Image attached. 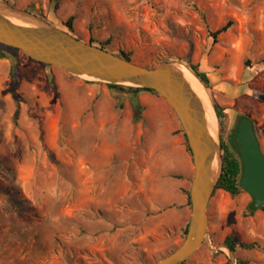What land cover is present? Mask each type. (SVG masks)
<instances>
[{"label":"rangeland","instance_id":"374dc122","mask_svg":"<svg viewBox=\"0 0 264 264\" xmlns=\"http://www.w3.org/2000/svg\"><path fill=\"white\" fill-rule=\"evenodd\" d=\"M10 1L63 29L75 16L81 39H110L111 51L131 52L146 66L199 63L211 78V89L202 84L209 101L226 109L227 133L250 116L264 151V0H62L58 9L50 0ZM229 20L214 42L211 32ZM3 50L0 264H155L178 248L191 215L194 164L181 157V171L172 172L181 149L190 153L165 98L152 93L155 101H142L141 93ZM137 104L144 106L138 122ZM216 126L221 141L218 117ZM252 200L248 191H214L210 245L185 264H232L231 233L262 244L239 246L237 259L264 264V210L246 215Z\"/></svg>","mask_w":264,"mask_h":264},{"label":"water","instance_id":"95a60500","mask_svg":"<svg viewBox=\"0 0 264 264\" xmlns=\"http://www.w3.org/2000/svg\"><path fill=\"white\" fill-rule=\"evenodd\" d=\"M2 45L17 48L36 61L67 73L106 83L156 90L175 111L188 141L194 175L190 186L191 215L182 244L155 264H181L203 244L210 245L208 206L223 172L220 139L211 134L203 101L185 77L182 64L163 61L146 66L129 61L89 41L81 40L26 8L0 0V58L7 56ZM236 143L243 157L241 185L252 195L256 207L264 205V151L255 122L243 116ZM218 151L219 167L214 173L213 156ZM232 264L235 251L227 244ZM219 248V247H217Z\"/></svg>","mask_w":264,"mask_h":264},{"label":"trees","instance_id":"16d2710c","mask_svg":"<svg viewBox=\"0 0 264 264\" xmlns=\"http://www.w3.org/2000/svg\"><path fill=\"white\" fill-rule=\"evenodd\" d=\"M14 6H16L14 3H12L10 0H7ZM51 3L54 5L55 9H58L60 7L61 1L62 0H50ZM27 10L32 11L31 9L27 8ZM37 15L41 16L42 18L48 20L44 15L41 13H36ZM75 19V16H71L66 22L65 25L67 26V30L70 34L74 35L75 37L81 39L79 36H77L74 33V26H73V21ZM49 21V20H48ZM51 22V21H49ZM52 23V22H51ZM233 20H229L224 26L221 28L211 32V36L213 37L214 42L218 41V36L223 33L228 31L232 25H233ZM54 24V23H52ZM55 25V24H54ZM57 26V25H56ZM59 27V26H58ZM61 28V27H60ZM63 29V28H62ZM83 40V39H81ZM90 43L99 46L105 50L111 51L108 48V44L110 43V39L101 42L93 37L89 40ZM2 47H9L12 49H15L18 51L17 48L10 47L7 45H2ZM115 54L132 61V53L128 51H120V52H114ZM164 61H170L168 59ZM46 64V63H45ZM50 65V64H46ZM188 67L192 70H189L196 76L198 79L201 81V83L207 88L211 89L212 87V82L209 74L201 68V65L199 63H188ZM10 75L12 78V83L13 87L16 88L19 83V66L18 63L13 62L11 65V70H10ZM52 82V80H51ZM53 83V82H52ZM107 85L110 88H115L123 92H129V93H142V92H151L157 95H160L156 90L150 89V88H145V87H136V86H130V85H124V84H115V83H107ZM15 90H13V95H15ZM142 109H144V106L142 104H137L135 106L134 110V120L136 122L140 121L143 118ZM214 109L217 114L219 124H220V138H221V147H222V157H223V172L222 175L218 181V184L216 185L215 191L218 189H223L230 193L232 197H236L242 192H246L247 190L241 185V180L243 176V157L240 152V146L236 143V138H237V133H238V126L235 128L231 129L230 132L227 133V119H228V114L226 112V109L217 101H214ZM15 115H18V109L16 110ZM182 130V129H181ZM183 131V130H182ZM184 132V131H183ZM257 132V131H256ZM258 136V134H257ZM184 137L186 139V135L184 133ZM259 138V136H258ZM186 147L187 151L191 154V150L188 144V141L186 139ZM192 155V154H191ZM188 197H189V203L191 204V198L190 194L188 192ZM258 209H263L264 210V205L261 207H256L254 203V199L251 201V203L248 206V210L246 212V215H253ZM189 228V223L185 227V233L187 234ZM225 243L233 250L236 251L239 246L245 248V249H256V248H261L262 244L259 241H254L251 243H244V242H239L236 240L235 234L231 233L229 234L226 239ZM186 262V261H185ZM185 262H182L181 264H185ZM229 264V263H228ZM237 264H250V261L247 259H242L238 258L237 259Z\"/></svg>","mask_w":264,"mask_h":264},{"label":"bare ground","instance_id":"6f19581e","mask_svg":"<svg viewBox=\"0 0 264 264\" xmlns=\"http://www.w3.org/2000/svg\"><path fill=\"white\" fill-rule=\"evenodd\" d=\"M182 68L184 70V74L188 82L191 84L192 88L194 91L197 93V95L200 97V99L203 101L205 109H206V114H207V119H208V125H209V130L211 134H213L218 141V130H217V115L215 112V109L212 105V103L209 101L207 97V93L205 91L204 86L202 85L201 81L196 77L185 65L182 64ZM213 168H214V173L217 174L218 172V167H219V157H218V151L214 153L213 156ZM215 250L214 248H212Z\"/></svg>","mask_w":264,"mask_h":264},{"label":"crops","instance_id":"0c3cea01","mask_svg":"<svg viewBox=\"0 0 264 264\" xmlns=\"http://www.w3.org/2000/svg\"><path fill=\"white\" fill-rule=\"evenodd\" d=\"M139 97L141 98L142 101H155V99H157V96H155L154 94L150 93V92H142ZM180 151V150H179ZM183 158V161L184 162H187L190 169L192 168L193 166V158L191 156V154H188L185 152V149H181L180 153L177 154V158H176V164L173 168V173H178L179 171H181L179 168L181 166V159L180 158ZM179 176V174L177 175Z\"/></svg>","mask_w":264,"mask_h":264}]
</instances>
